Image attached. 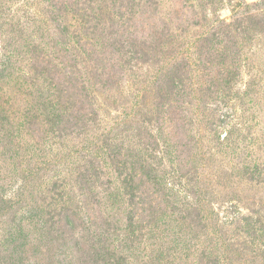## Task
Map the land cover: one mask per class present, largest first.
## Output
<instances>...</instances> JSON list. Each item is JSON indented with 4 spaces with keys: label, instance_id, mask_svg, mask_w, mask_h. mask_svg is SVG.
Wrapping results in <instances>:
<instances>
[{
    "label": "rangeland",
    "instance_id": "374dc122",
    "mask_svg": "<svg viewBox=\"0 0 264 264\" xmlns=\"http://www.w3.org/2000/svg\"><path fill=\"white\" fill-rule=\"evenodd\" d=\"M0 264H264V0H0Z\"/></svg>",
    "mask_w": 264,
    "mask_h": 264
}]
</instances>
